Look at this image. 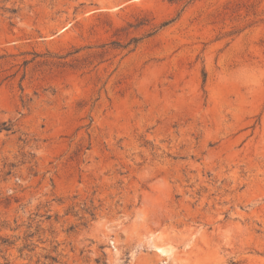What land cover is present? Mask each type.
<instances>
[{
	"label": "rangeland",
	"instance_id": "rangeland-1",
	"mask_svg": "<svg viewBox=\"0 0 264 264\" xmlns=\"http://www.w3.org/2000/svg\"><path fill=\"white\" fill-rule=\"evenodd\" d=\"M5 121L0 264H264V0H0Z\"/></svg>",
	"mask_w": 264,
	"mask_h": 264
},
{
	"label": "trees",
	"instance_id": "trees-1",
	"mask_svg": "<svg viewBox=\"0 0 264 264\" xmlns=\"http://www.w3.org/2000/svg\"><path fill=\"white\" fill-rule=\"evenodd\" d=\"M166 24L168 23V22H165ZM12 125H11V123H8V122H2L1 124H0V132L3 130V129H6V130H8V131H10L12 128Z\"/></svg>",
	"mask_w": 264,
	"mask_h": 264
}]
</instances>
